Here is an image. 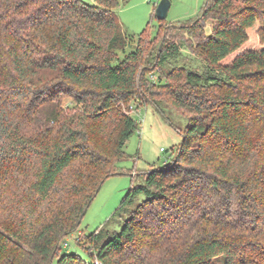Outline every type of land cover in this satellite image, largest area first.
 Instances as JSON below:
<instances>
[{
  "label": "trees",
  "instance_id": "trees-1",
  "mask_svg": "<svg viewBox=\"0 0 264 264\" xmlns=\"http://www.w3.org/2000/svg\"><path fill=\"white\" fill-rule=\"evenodd\" d=\"M119 1L0 0V264H264V0H207L154 37ZM133 101L186 116L178 153L131 186L120 230L77 242L91 259L63 252L128 156Z\"/></svg>",
  "mask_w": 264,
  "mask_h": 264
},
{
  "label": "rangeland",
  "instance_id": "rangeland-1",
  "mask_svg": "<svg viewBox=\"0 0 264 264\" xmlns=\"http://www.w3.org/2000/svg\"><path fill=\"white\" fill-rule=\"evenodd\" d=\"M206 2L207 0H171L166 21L178 24L188 19H194L202 12ZM115 10L123 30L128 34L138 36L141 32L146 31L152 37L157 35L160 21L156 16L154 2L120 0ZM210 28L211 23L209 22L207 30L210 31ZM135 44L133 41V46H129L127 51L133 50ZM160 45L161 38L159 37L148 46L150 52L158 51ZM119 55L124 56L122 50H119ZM152 56L151 54V59ZM176 63L191 67L201 65V62L188 48L183 49L182 55ZM176 63L171 64L176 65ZM154 66V64L150 66V69ZM169 66L167 65V67ZM157 75L158 70H155L153 76ZM130 108L131 114L138 120L139 127L126 144L125 151L128 156L119 163L120 172L112 174L102 183L89 204L78 230L66 238L62 247L63 252H77L83 258L91 259L87 251L77 242L80 239L85 242L84 234L90 235L97 229L120 230L127 214L118 211V208L131 186L144 181L145 171L152 167H164L166 162L174 159L178 153V147L182 141L180 130L185 129L187 125L185 115L165 103H163V112L152 103L136 101L131 103ZM141 200L142 196H139L136 203Z\"/></svg>",
  "mask_w": 264,
  "mask_h": 264
},
{
  "label": "water",
  "instance_id": "water-1",
  "mask_svg": "<svg viewBox=\"0 0 264 264\" xmlns=\"http://www.w3.org/2000/svg\"><path fill=\"white\" fill-rule=\"evenodd\" d=\"M170 7H171V0H159V2L156 5V10H155L157 18L160 20L166 19ZM162 45H163V43H161V45H160V48H159L160 50L162 48ZM99 189H100V187L98 188L97 192L99 191ZM86 210H85V212H86Z\"/></svg>",
  "mask_w": 264,
  "mask_h": 264
},
{
  "label": "built area",
  "instance_id": "built-area-1",
  "mask_svg": "<svg viewBox=\"0 0 264 264\" xmlns=\"http://www.w3.org/2000/svg\"><path fill=\"white\" fill-rule=\"evenodd\" d=\"M92 1H94V0H92ZM149 1L154 2L156 5H157V3L159 2V0H149ZM153 78L155 79V76H153ZM96 262H97V261H96Z\"/></svg>",
  "mask_w": 264,
  "mask_h": 264
}]
</instances>
